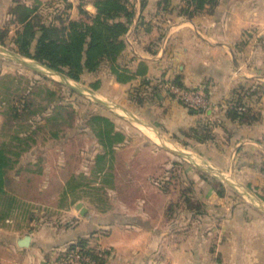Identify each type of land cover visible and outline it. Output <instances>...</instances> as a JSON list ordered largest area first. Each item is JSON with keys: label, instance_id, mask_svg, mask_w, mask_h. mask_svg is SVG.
Instances as JSON below:
<instances>
[{"label": "crops", "instance_id": "1", "mask_svg": "<svg viewBox=\"0 0 264 264\" xmlns=\"http://www.w3.org/2000/svg\"><path fill=\"white\" fill-rule=\"evenodd\" d=\"M95 1L69 3L70 19L84 18L102 34L95 20ZM128 2L134 17L117 63L129 68L133 78L119 82L111 70L108 76L120 89L127 88L133 115H142V122L148 125H144L145 132L156 136L166 149L175 143L188 145L191 154L195 149L198 154L200 149H210L205 156L214 163L232 165L234 160L240 162L239 167L255 163L247 158L254 154L253 147L247 149L243 143L256 140L253 143L262 147L264 154V0L203 1L198 10L183 0ZM186 8L194 11L192 16L185 14ZM174 81L202 90L212 103L209 109L189 110L167 89V83ZM140 93L142 102L136 99ZM245 100L258 118L251 124L228 116L232 104L241 105ZM220 138L223 143L218 145ZM239 155L245 158L236 159ZM231 177L236 178L235 173ZM160 192L169 196V201L160 206L159 213L144 199V205L131 209L113 206L78 220L66 243L71 245L90 232L93 238L89 243L99 264H264L261 207H237L223 222H200L182 199L171 205L170 198L177 200L179 192ZM197 193L192 187L191 195ZM209 195L224 199L214 188ZM177 206L179 211L172 212ZM38 236L30 235V245L22 247L20 240L25 236L0 228V264H56L58 255L52 252L50 242L42 244L45 238Z\"/></svg>", "mask_w": 264, "mask_h": 264}, {"label": "rangeland", "instance_id": "2", "mask_svg": "<svg viewBox=\"0 0 264 264\" xmlns=\"http://www.w3.org/2000/svg\"><path fill=\"white\" fill-rule=\"evenodd\" d=\"M18 1L36 4L34 0ZM73 1L76 0L41 2L38 13L47 23L63 22L70 34L76 36V59L86 67L81 81L63 78L18 54L12 38L20 27L10 13L15 0L10 3L4 0L0 4V30L9 31L6 44H0L3 52L0 53V141L12 140L17 131L33 134L31 148L11 171L9 190L12 189L18 199L10 214L0 220V228L17 236L39 234L38 237L45 238L42 244L49 241L52 252L57 253L56 264H65L71 246L83 239L89 243L93 238L88 232L89 235L75 243H66L67 234L78 220L89 215L94 217L113 206L131 209L144 205L143 199L150 209L159 213L160 206L169 201V196H163L160 191L179 192V196L175 195L177 200L170 198L171 205L179 204L182 199L200 222H223L237 207H264V154L263 148L254 144L256 140L243 143L247 149L253 147L254 154L247 158L255 162L245 167H239L240 162L234 160L232 165L211 162L205 156L210 149H200L199 154L195 149L191 154L188 145L184 147L174 142L175 146H170L178 152L167 150L156 136L145 132L147 127L142 124V115H133L127 101V88L120 89L108 76L109 61L101 55L107 48L103 30L99 34L84 18L81 21L77 16H74L76 20L70 19L69 3ZM79 27H84V42L78 40ZM16 57L27 59L29 64L20 63ZM40 87L56 90V102H49L45 93H39ZM32 91L39 95L33 98ZM24 97L34 99L36 106L45 107L43 114L35 116L31 122H18L6 114L11 106L22 109ZM248 103L251 105L249 100L243 101L242 106L240 103L232 105L247 112ZM60 106L65 108L63 113L59 112ZM92 115L109 116L116 129L126 136L117 147L112 167L109 169L108 161L102 172L96 164L102 146L89 123ZM52 117H57V121L47 122V118ZM20 125L23 127L19 128ZM239 156L236 159L244 157ZM232 172L236 178L231 177ZM192 187L199 193L191 195ZM213 188L223 191L219 196L224 199L211 197ZM178 208L171 210L179 211Z\"/></svg>", "mask_w": 264, "mask_h": 264}, {"label": "trees", "instance_id": "3", "mask_svg": "<svg viewBox=\"0 0 264 264\" xmlns=\"http://www.w3.org/2000/svg\"><path fill=\"white\" fill-rule=\"evenodd\" d=\"M34 1L36 4L28 5L15 0V5L10 8L14 21L20 27L12 38L14 50L18 54L33 59L71 80L81 81L86 72V67L76 59V36L70 34L69 29L63 22H45L38 13V4L41 2L39 0ZM183 1L187 4L195 5L196 10L200 8V4L203 1L213 2V0ZM95 6L97 8L95 20L103 30V38L107 47L101 54L102 58L109 61V68L119 82H127L133 78V75L129 68L117 63V60L126 48L125 34L134 17V8L129 4L128 0H96ZM193 12L189 8L185 9V14L188 16H192ZM77 26H75V29ZM78 29L81 32L77 34L78 38H80L78 40L84 42L86 40L84 39V27L82 29L79 27ZM8 34L9 31L7 29L0 30V44H6ZM174 83L184 89L193 90L183 87L179 82L174 81ZM94 87L98 88V85L95 84ZM38 90L39 93H45L48 96L49 102H53V100L56 102V90L47 87H40ZM31 93L30 95L33 98L39 95L37 91H32ZM134 96V93H132V98ZM136 99L142 102L141 93L136 96ZM22 101V109L11 106L9 107L10 111L6 112L7 116L10 115L12 118L17 119L18 122L23 120L31 122L35 116L43 114L45 107L36 106L34 99L24 97ZM64 109V107L60 106L59 112L63 113ZM189 110L197 111L196 109ZM228 116L241 124H251L258 119L251 114L250 110L247 112L241 111L237 109V106L229 109ZM52 121H57V117L47 118V122ZM89 123L102 146V151L98 153L96 161L100 172H102L108 161H110L109 169L112 167L116 149L118 145L126 140V136L116 129L115 122L109 116L92 115ZM21 127L23 125H20L19 128ZM31 140H33V134L30 131H17L12 140L0 143V220H4L10 214L14 202L18 199L12 189L9 190L10 174L23 154L31 147ZM218 193L221 196L223 195V191H218ZM5 200L7 201L4 203ZM76 248H80L86 254L97 258L96 251L90 247L87 240H80L77 245L71 246L70 249L74 250Z\"/></svg>", "mask_w": 264, "mask_h": 264}, {"label": "built area", "instance_id": "4", "mask_svg": "<svg viewBox=\"0 0 264 264\" xmlns=\"http://www.w3.org/2000/svg\"><path fill=\"white\" fill-rule=\"evenodd\" d=\"M167 89L170 94L178 99L189 109L206 110L211 106L210 100L206 97V94L199 89L187 90L180 87L174 82L167 83ZM100 256V254H99ZM99 264L96 258L86 254L80 248L71 250L68 253L67 261L65 264Z\"/></svg>", "mask_w": 264, "mask_h": 264}, {"label": "water", "instance_id": "5", "mask_svg": "<svg viewBox=\"0 0 264 264\" xmlns=\"http://www.w3.org/2000/svg\"><path fill=\"white\" fill-rule=\"evenodd\" d=\"M0 53H3V52L0 50ZM16 59H17L20 63H22V64H25V65L29 64L28 61H27V59H25V58L16 57ZM37 63L40 64L42 67H45L47 70L51 71L52 73L57 74V75H59V76H61V77H63V78H67L66 76H64V75H62V74H60V73H58V72H56V71H54V70L48 68L47 66H45V65H43V64H41V63H39V62H37ZM67 79H69V78H67ZM142 124L145 125V126H148V125L145 124V123H142ZM167 148H168L169 150H172L173 152H176V153L178 152V151H175V150H173L172 148H170V147H168V146H167ZM261 208H262V210L264 211V207H261ZM30 242H31V237H30L29 235H27V236H25L23 239L20 240V245H21L22 247H27V246L30 245Z\"/></svg>", "mask_w": 264, "mask_h": 264}, {"label": "bare ground", "instance_id": "6", "mask_svg": "<svg viewBox=\"0 0 264 264\" xmlns=\"http://www.w3.org/2000/svg\"><path fill=\"white\" fill-rule=\"evenodd\" d=\"M150 131V130H149ZM150 135H152L151 133H150ZM153 136V135H152ZM154 138V137H153Z\"/></svg>", "mask_w": 264, "mask_h": 264}]
</instances>
